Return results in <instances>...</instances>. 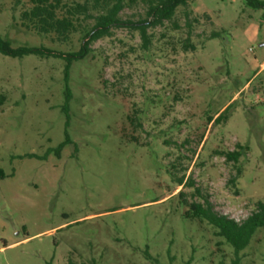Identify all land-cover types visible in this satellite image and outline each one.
Wrapping results in <instances>:
<instances>
[{
	"label": "rangeland",
	"instance_id": "1",
	"mask_svg": "<svg viewBox=\"0 0 264 264\" xmlns=\"http://www.w3.org/2000/svg\"><path fill=\"white\" fill-rule=\"evenodd\" d=\"M125 4L108 37L81 15L64 42L22 25L32 0H0L6 42L57 56L0 53V264H233L196 190L238 222L264 203V9L192 0L146 49L148 3ZM240 258L264 264V229Z\"/></svg>",
	"mask_w": 264,
	"mask_h": 264
},
{
	"label": "trees",
	"instance_id": "2",
	"mask_svg": "<svg viewBox=\"0 0 264 264\" xmlns=\"http://www.w3.org/2000/svg\"><path fill=\"white\" fill-rule=\"evenodd\" d=\"M192 0H146L148 3V16L152 22L144 21L137 25L140 31L144 47L149 48L151 41L147 36V29L150 26L163 25L164 22L174 20L179 8H187ZM254 9H264V1L246 0ZM32 8L22 14V25L29 30L39 34H54L61 41H68L72 34L77 31L79 16L84 15L86 19L95 21V25L86 33V39L91 42L108 37L112 30L120 26L121 13L125 10V0H94L93 9L89 4H77L70 6L67 0H32ZM98 10V14L91 11ZM219 33L213 34V39L219 38ZM0 53L13 57L24 58L28 55H39L42 57L55 56L56 53L45 48H13L6 42L0 34ZM86 49L80 53L71 55L72 61H78L85 57ZM72 100V94L67 90V106ZM230 106L215 120V123L224 119ZM241 153L238 151L229 152L226 158L230 162H239ZM184 185V180L180 181V186ZM196 196L203 199L202 202H192L189 205V214L195 219L207 221L217 231L218 235L226 240L233 247L236 260L233 264H240V254L246 250L256 233L264 229V203L257 205L256 212L248 219L238 222L226 215L215 211L214 206L208 198H205L200 190H196ZM49 264H53L52 262Z\"/></svg>",
	"mask_w": 264,
	"mask_h": 264
}]
</instances>
